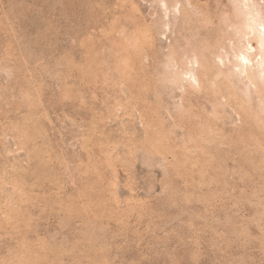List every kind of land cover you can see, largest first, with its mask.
Masks as SVG:
<instances>
[{"label":"rangeland","instance_id":"374dc122","mask_svg":"<svg viewBox=\"0 0 264 264\" xmlns=\"http://www.w3.org/2000/svg\"><path fill=\"white\" fill-rule=\"evenodd\" d=\"M251 4L0 0V264H264Z\"/></svg>","mask_w":264,"mask_h":264},{"label":"bare ground","instance_id":"6f19581e","mask_svg":"<svg viewBox=\"0 0 264 264\" xmlns=\"http://www.w3.org/2000/svg\"><path fill=\"white\" fill-rule=\"evenodd\" d=\"M162 3H163V7L167 8V4L165 2ZM245 16H246V27H245L246 36L248 35L253 36V39L255 40L256 43V48L250 43L249 39L247 38L245 43L246 45H244L241 49H239V51L235 54L233 58L234 67L236 68L238 75L240 77H243V79L249 80L251 82L249 78V74L253 73L254 76L257 78V80L262 84H264V15L259 8L251 4V8L247 9ZM256 49H257V53H256ZM254 60L255 63L253 64ZM189 73H191V71ZM190 78L193 81H197L196 78L193 76H191Z\"/></svg>","mask_w":264,"mask_h":264}]
</instances>
